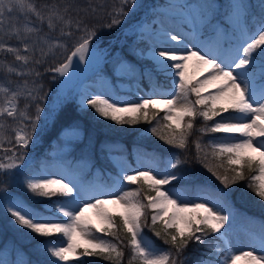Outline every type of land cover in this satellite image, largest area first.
<instances>
[{
    "label": "snow or ice",
    "instance_id": "6c2138e0",
    "mask_svg": "<svg viewBox=\"0 0 264 264\" xmlns=\"http://www.w3.org/2000/svg\"><path fill=\"white\" fill-rule=\"evenodd\" d=\"M130 3L134 4V0H121L120 7L109 13L112 19L106 27L111 29L122 23L121 18L128 15L125 7ZM70 11L67 5L61 9L59 4H49L41 9L34 0H0V36L7 37L0 38V53L13 54L21 65L17 67L5 60L3 72L22 78V82L13 86L0 75V132L4 133L0 151L5 153L0 159L8 161L0 162V169L5 172L19 167L18 161L23 163L25 153H18L16 148L28 149L44 111L40 103L44 99L40 95L42 85L37 87L35 80L30 84L27 79L41 75L33 65L42 63V59L27 53L35 52L37 46L41 57L56 48L67 51L66 43L52 40L43 33V27L49 32L59 29L61 36L70 37L72 32L68 29L73 26L83 33L66 60L48 71L66 76L74 61L83 63L90 51L93 58L100 52L93 46V41L99 39L96 28L82 27L80 20L73 22ZM14 13L23 16L22 24L5 23L6 18L11 21ZM16 19L19 21V16ZM159 37L160 43L172 42L171 46L153 49L149 57L152 67L141 69L140 74L150 80L153 74L171 77L174 89L169 98L149 97L130 102L93 94L81 103L117 125L147 123L152 135L179 150L187 149L195 121L201 118L204 127L198 129L200 133L223 134L224 138L214 139L208 145L195 140L196 160L224 188L247 178V187L264 201V22L227 56L219 49L207 51L206 43L197 44L196 37L189 40L179 32L161 30ZM13 39L17 46L10 43ZM43 45H47V51ZM22 51L26 54L22 55ZM30 102H35L34 114L29 111ZM9 129L12 135H8ZM4 144L11 146L2 147ZM186 163L171 153L162 171L158 168L135 169L132 174L122 171L115 182L120 190L115 192L107 185L85 186L62 174L59 178L55 174L35 175L25 187L32 197L45 201L43 207L12 199L6 211L13 223L31 234L57 238L42 243L43 250L56 258L58 264H72L83 257L123 264L125 247L131 253L127 264H182L180 257L189 244L203 245L210 234L225 238V256L218 264H237L241 259L250 264H264V255L253 251L233 253L226 231H221L229 216L212 201L189 202L174 191L176 184L185 178L169 169L179 171ZM246 172L255 174L246 177ZM124 185L136 187L122 190ZM145 228L169 245V249L153 245L145 235ZM261 243L264 246V237Z\"/></svg>",
    "mask_w": 264,
    "mask_h": 264
},
{
    "label": "rangeland",
    "instance_id": "374dc122",
    "mask_svg": "<svg viewBox=\"0 0 264 264\" xmlns=\"http://www.w3.org/2000/svg\"><path fill=\"white\" fill-rule=\"evenodd\" d=\"M83 1V0H81ZM121 0H118V3ZM136 3L133 5L135 12L133 14L129 13L126 17L121 18L123 24L127 22V20L132 21L133 18H138L140 16V20L137 23V30L134 31V37H128V40L125 42V48L128 44H132L137 40V38L146 40L148 42L146 57H150L151 52L155 49V43L157 39H159V33L161 31V27L156 24L152 27L151 25H145L148 17L151 12L155 13L161 11L162 13L170 12L172 18L170 21L172 30L175 32H179L181 35L187 36L189 40H193V37L197 39L194 40L195 43L200 44L201 41L208 45L207 51H212L214 48L222 51L226 56L231 54V52L240 47L243 44V41L247 34H250L247 31L246 27V17L247 12L243 6V0H230L233 5V10L226 18V26L221 25L219 22H215L213 18V11L210 9L207 12L204 5V0L200 2V0H177L176 3L168 4V7H158L159 2L155 1L152 3L150 7L147 8V0H135ZM36 6L38 8L43 9L44 5H49V2L46 4L43 0H34ZM61 3V9L65 5H69V3ZM73 5L70 6V14L72 16L73 22L76 20L82 21L83 25H87L89 28L96 27L100 22L98 20H93L92 23H88L85 20L95 19L97 17L103 18L104 16L109 18L108 14H104L105 10L101 7H96V11L93 12L84 10L81 12L78 5L72 2ZM147 8V9H146ZM127 7H125V10ZM114 9H112L113 11ZM19 16V21H17L16 17ZM165 16V15H164ZM171 17H168V20ZM157 20V18H155ZM23 23V16L19 13H14L11 21L8 18L5 19V23ZM159 24H162L160 20H158ZM163 22V21H162ZM117 27V26H116ZM259 25H256L258 28ZM72 32L70 37L61 36L59 33V29L53 32H46V26L43 27V33L48 34L52 40H59L67 45V51L61 48H56L53 52L48 53L46 56L41 57V51L39 50L40 46H37V50L33 53H27V55L34 56L36 59H42V63L46 67V60L60 58L61 56H66L70 54L73 46L78 42L79 37L83 35L82 32L77 31L75 26L71 29H68ZM0 38L7 39V37ZM10 43L13 46H17L16 40H11ZM21 48L23 45H19ZM94 46V41H93ZM202 46V45H201ZM182 47V45H181ZM189 47H192V44L189 43ZM99 48V47H98ZM100 50L93 58V54L89 53V57L85 62L77 64L75 61L73 63L72 68L69 69V72L66 76H60L51 74L46 75V77L40 75L39 77H28L30 84L32 80L36 81V86L40 88V95H43L44 99L40 102L41 107H43L44 111L41 113V119L39 121L36 133L33 138V142L30 143L27 150L34 148L40 145L44 139V126L46 119V114L49 110L50 100L54 98L55 95L61 93V91L66 90L64 93L68 94L70 91L75 93V97L78 100V103H81L86 97L91 96L93 94H104L106 97L111 96L115 100L121 101H130L136 102L142 98H169V94L174 89V84L172 82V78H170V82L159 83L158 78L155 74H153L152 79H148V88L144 85L139 69L137 66L126 62L124 60L120 61L117 65L115 64L117 58L119 57L118 53L112 55L110 50L106 49ZM122 48V49H123ZM43 50L47 51V45H43ZM22 55L26 53L21 52ZM120 54V53H119ZM150 59V58H149ZM7 63L15 65L17 67L21 66L20 62L14 60L13 54L0 53V75L3 76L4 82L8 83L11 81V84L14 86L15 84L22 82V78L15 75H8L3 72V63L4 61ZM66 60V59H65ZM124 63L127 66L121 67V64ZM116 66L115 74L117 80L115 82L111 78V73L113 71V67ZM46 95V96H45ZM2 96V94H0ZM31 107L29 111L34 114L35 113V102H30ZM21 107H23L24 100L20 101ZM10 124L14 123L9 121ZM8 135H12L11 129L8 130ZM64 144L61 149H53L55 146V142L51 143L52 152L51 158L49 160L40 159L39 163L44 161L45 164L41 165L39 168L34 169L33 165L30 166V163L34 161L36 154H40L45 151V148H40L36 154H32L28 156L26 159L24 158L23 163H19V167L15 169H11L5 172L6 176H8L9 181L18 182L27 170L26 179L32 178L35 175H43V174H55L57 178L62 174L69 179H72L74 182H80L85 186H97V185H107L109 190L112 192L120 190L116 186V181L119 179L122 171H127V174H132V171L135 169L139 170H147L149 168H158L161 171L166 167L167 162L165 163L161 158L156 157L157 159L147 158L143 155L142 152L135 150L132 154L133 159L131 160L127 154H119L122 152L120 150H111L110 161L113 164V167L116 173L112 171H106L104 174L102 170L99 168H94L91 162L90 157H81L79 160L73 159L71 157V151L77 145V142L81 141L84 138V131L82 128L75 124L64 133ZM4 136L3 132H0V138ZM223 139V134H219V136L211 135L209 137V142L214 139ZM11 145L4 144L2 147H10ZM46 146V144H45ZM19 148H16L18 152ZM19 153V152H18ZM5 153L0 151V158L4 157ZM11 155V153H9ZM0 162H8L7 160L0 159ZM170 171L177 172V170L169 169ZM178 174V173H177ZM179 175V174H178ZM5 177V176H4ZM135 185H124L122 190H129L135 188ZM171 187V186H169ZM175 192L179 193L182 197L187 199L189 202H204L205 199L212 201L216 207L220 208L225 215L229 216V221L225 225V229L221 231H226L227 233V242L230 245L233 253L235 255H241L243 252L253 251L256 255H264V246H262L261 238L264 237V231L255 233L252 231L253 223L244 221L240 223V221L236 218V213L233 205L229 203L222 194H212L208 192L206 188H198L197 186H183L177 187L175 186ZM6 194L3 190L0 192V197ZM13 197H6L3 200L2 205L7 208V204ZM67 199V198H66ZM16 200V199H15ZM211 206V205H210ZM93 220L95 218L93 217ZM27 230V229H25ZM28 231V230H27ZM29 232V231H28ZM30 233V232H29ZM147 237V236H146ZM219 241L213 243L208 249L210 252L198 255L195 258V264L197 261H204L205 264H218L219 261L224 259L225 253V238L219 236ZM147 239L156 247L161 249H169L167 247H160L155 244V242L147 237ZM22 250V247H18ZM90 257H83L80 262L88 259ZM79 261H73L72 264L78 263ZM0 264H24V261L21 257L16 260L10 258L8 254H4L0 258ZM237 264H250V262L246 259H241L237 261Z\"/></svg>",
    "mask_w": 264,
    "mask_h": 264
},
{
    "label": "trees",
    "instance_id": "16d2710c",
    "mask_svg": "<svg viewBox=\"0 0 264 264\" xmlns=\"http://www.w3.org/2000/svg\"><path fill=\"white\" fill-rule=\"evenodd\" d=\"M114 1L116 0H43L46 4L49 2V4H59L60 6L61 3L67 2L69 5L66 4L69 7L73 5L72 2L76 4L79 3L80 5L78 6L81 12L84 10L91 11L92 8L96 7H101L103 9L107 8L108 5H111ZM220 2L221 5H223L220 19L223 21L225 14L230 10V5L226 0H220ZM244 5L249 14L247 20L248 24L254 31L255 24L260 25L264 22V0H244ZM101 30H99V33L104 36L103 40L105 41L109 38V35L106 34L103 29ZM113 37L114 35H111V38ZM123 47L118 44L114 49L124 55L127 49ZM136 60L144 66H152L149 60L142 57L137 56ZM257 61L260 63L259 59H257ZM38 68L42 76L51 74V71H48L50 68L47 63L46 67L43 63L38 64ZM256 71L259 73V66L256 67ZM67 95L61 93L59 96L50 100L49 110L46 115V119H48L49 122L45 127V135L41 143L43 145L42 148H44L46 144V155L50 151L49 147L51 141L56 140L63 129L69 128L77 121L83 124L86 135L91 138L94 147L92 146L93 143L87 144V142H84L77 146L74 156L79 157L80 152L86 149V152L83 153L91 158L94 166H99L102 169L112 170V165L107 159V150L110 151L113 147L125 148V150L130 153L133 147H139L145 150V153L148 155L155 154L164 157L176 152L182 160L187 161L178 171L185 178L181 183L177 184L178 186L183 185L187 179H191V181L199 187H206L210 191L219 192L221 194L227 193L226 196H223L235 207L238 218L241 219L246 216L255 217L258 220L241 221L253 223L252 229L256 232L264 230V201L260 200L252 189L247 187L249 180L246 178L244 181L232 185L229 188H224V186L196 160V151L193 142L199 139L204 145H208L209 136L217 135L211 133L202 134L198 131V129L204 127V122L201 118H197L195 121L192 135L189 137L187 149L179 150L170 148L168 145L164 144L163 141L159 140L158 137L152 135L149 131L151 125L147 123L117 125L113 121L99 117L89 107L79 105L74 96L67 97ZM160 115L162 117L163 112H161ZM153 123H155V121ZM210 123L211 122H209V124ZM254 174L255 173L246 172V177ZM26 183L25 180H21L19 183L9 181L4 170L0 169V192L3 190L6 192L4 195L17 197L35 207H43L45 201L41 198L32 197L25 187ZM10 219L11 217L9 215H4L3 211L0 209V250L4 248L11 249V252L14 253L16 250H20L18 247H22L20 251L26 256L28 264H56L54 257H51L50 254L42 248V241H44L43 237H38L35 234L29 233L24 228L13 223V220ZM145 235L150 237L158 246L170 247L164 244L163 241L156 237L148 228H145ZM214 239L215 234H210L206 237V241L208 242H213ZM204 247V244L190 243L185 253L180 257L182 264H194L197 255L206 251ZM124 253L123 264H127L131 254L130 249L125 247ZM75 264H108V262L100 258L90 257L83 262Z\"/></svg>",
    "mask_w": 264,
    "mask_h": 264
},
{
    "label": "bare ground",
    "instance_id": "6f19581e",
    "mask_svg": "<svg viewBox=\"0 0 264 264\" xmlns=\"http://www.w3.org/2000/svg\"><path fill=\"white\" fill-rule=\"evenodd\" d=\"M172 4H174V3H176V1L177 0H169ZM170 3V4H171ZM157 15H158V17L160 18V19H162V25L161 24H159V22H158V20H155L154 21V19H150L149 17H148V19H147V21L145 22V25H151V27L152 26H154V25H158L159 26V28L161 27V30H165V31H169V30H172V26H171V23H170V21L172 20V18H173V16H172V14L170 13V12H167V13H165V15L166 16H164V14L163 13H160V12H157L156 13ZM168 17H171L169 20H168ZM152 28H154V27H152ZM159 39H161V37L159 38ZM159 39L156 41V45H155V50L156 51H159L161 48H163V47H169V46H171V44H172V42H168V43H160L159 42ZM181 47V46H180ZM113 69H116V66H114L113 67ZM46 96V95H45ZM43 147V145L42 144H40V145H38V146H36V147H34V148H31V149H29V150H24V149H19L18 150V152H24L25 153V155H24V158L26 159L28 156H30V155H32V154H36L37 153V151L40 149V148H42Z\"/></svg>",
    "mask_w": 264,
    "mask_h": 264
}]
</instances>
